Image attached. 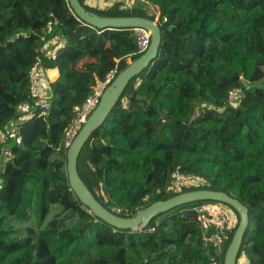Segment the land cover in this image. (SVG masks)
Returning <instances> with one entry per match:
<instances>
[{"label": "trees", "instance_id": "16d2710c", "mask_svg": "<svg viewBox=\"0 0 264 264\" xmlns=\"http://www.w3.org/2000/svg\"><path fill=\"white\" fill-rule=\"evenodd\" d=\"M86 10L101 16H140L158 9L161 42L155 59L126 86L101 127L84 144L77 172L106 209L125 217L176 193L166 191L179 169L248 209L236 264H264V0H140ZM48 22H55L47 34ZM170 28V29H169ZM63 47L54 58L48 42ZM57 44V43H56ZM137 53L134 31H99L73 14L68 0H0V132L17 130L20 145L0 171V264H224L194 207L178 206L143 230H118L94 217L71 190L64 131L73 108L94 85L76 70L89 56L90 75L116 74ZM36 58L54 70L46 116L24 119L34 100L28 73ZM240 87L236 106L230 90ZM22 110L24 112H22ZM22 112V115H21ZM21 116V117H20ZM152 230V232H149Z\"/></svg>", "mask_w": 264, "mask_h": 264}, {"label": "water", "instance_id": "95a60500", "mask_svg": "<svg viewBox=\"0 0 264 264\" xmlns=\"http://www.w3.org/2000/svg\"><path fill=\"white\" fill-rule=\"evenodd\" d=\"M73 14L83 24L99 30L144 29L150 32L148 48L136 59L119 71L101 94L100 101L88 116L85 123L66 150V172L71 190L92 215L118 230L137 232L146 228L149 222L178 206L195 202L212 201L231 207L239 217L237 228L224 255V264H236L242 244V237L248 225V209L239 201L223 192L194 190L177 194L165 201H157L140 209L132 217H123L104 208L92 195L78 175L77 160L91 134L102 126L105 119L122 96L126 86L134 77L140 75L155 59L161 42L158 18L151 20L140 16L109 17L101 16L85 9L79 0H68ZM170 29V28H169Z\"/></svg>", "mask_w": 264, "mask_h": 264}, {"label": "built area", "instance_id": "2783aa9c", "mask_svg": "<svg viewBox=\"0 0 264 264\" xmlns=\"http://www.w3.org/2000/svg\"><path fill=\"white\" fill-rule=\"evenodd\" d=\"M124 1L125 0H97V5L100 9H105L113 5L120 6ZM97 5L95 4V7ZM54 24L55 22H48L46 27L47 34L52 32ZM133 31L136 40L137 53L141 54L148 48L150 42V32L144 29H134ZM62 47L63 46L52 49L51 52H49L51 58H54L56 51ZM44 73L45 70L43 71L40 59L36 58L28 73L29 91L34 102L32 109H27L25 112L24 119L30 118L33 115V108H37L39 110V116H46L49 95L45 92V90L48 89L50 81L45 80L42 77ZM44 76H46V73ZM115 76L116 70L109 72L104 79L97 82L93 93L85 99L84 103L73 108L74 117L65 129L62 139V147L64 149H68L88 116L98 105L104 89ZM241 96L242 89L240 87L234 88L228 93V102L232 106H236ZM10 143L16 146L21 144L19 132L13 129L6 132H0V160L3 162L9 161L12 158L11 151L9 150ZM205 183V180L200 176L184 174L179 171V169H176L171 174L166 191L169 193L180 194V192L184 189L196 187ZM193 210L197 214V219L203 230H214V233L209 238H204L205 242L212 243L213 246H215L220 252L223 246L230 240V233L237 224L236 216L226 207L215 206L213 203L198 205L194 207ZM111 211L118 216H122L127 213L126 210H122L120 208H112ZM149 232H152V230H149ZM240 259L243 260L244 264H249L244 252H241Z\"/></svg>", "mask_w": 264, "mask_h": 264}, {"label": "crops", "instance_id": "0c3cea01", "mask_svg": "<svg viewBox=\"0 0 264 264\" xmlns=\"http://www.w3.org/2000/svg\"><path fill=\"white\" fill-rule=\"evenodd\" d=\"M133 1L135 2V4H137L136 6L140 5V3H139L140 0H133ZM84 2L89 7H95L94 0H84ZM152 9L156 13L158 12V9L156 7H155V9L154 8H152ZM157 16L158 15H156V18H157ZM61 46H63L62 43H60V42L58 43V42H56L54 40L52 42H48L47 45L45 46V49L53 48V47L56 48V47H61ZM75 68H76V70H78L80 72L82 77L88 79V82L91 83V85L95 86L97 84V82H99L98 78L92 77L90 75V70L92 72H94L96 70V68H97V60L95 58H92V57H89V56H85L84 58L80 59L77 62ZM45 73H46V76L48 78H50V80H49L50 82L53 81L54 79H56V72L54 70H50V71L46 70ZM45 73H44V75H45ZM48 89H49V87H48ZM48 89L45 90V92L47 94H48ZM22 112H24V111L22 110ZM1 161L2 160H0V171L2 170V165H3ZM240 264H244L242 259H240Z\"/></svg>", "mask_w": 264, "mask_h": 264}, {"label": "rangeland", "instance_id": "374dc122", "mask_svg": "<svg viewBox=\"0 0 264 264\" xmlns=\"http://www.w3.org/2000/svg\"><path fill=\"white\" fill-rule=\"evenodd\" d=\"M94 3L97 5V0H94ZM84 5H86L85 4V2H84ZM136 5L137 4H135V2L133 3V1L132 0H125L123 3H122V5H120V8H128V9H130V8H135L136 7ZM87 6V5H86ZM94 9H96V10H100V7L97 5ZM145 9H146V11L148 12V13H150L151 15L153 14V15H155V19H156V15H158V12L156 13L152 8H146L145 7ZM155 9V8H154ZM45 80H50V78H48L47 76H44V74H43V76H42ZM21 115H22V112H21ZM21 117V116H20ZM24 118V117H23ZM12 130V129H11ZM10 146H12V143H10ZM212 202V201H211ZM215 206H222V205H220L219 203H217V202H214L213 203Z\"/></svg>", "mask_w": 264, "mask_h": 264}]
</instances>
